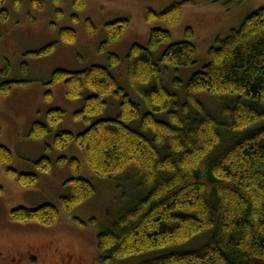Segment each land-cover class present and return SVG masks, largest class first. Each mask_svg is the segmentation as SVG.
<instances>
[{
  "label": "trees",
  "instance_id": "16d2710c",
  "mask_svg": "<svg viewBox=\"0 0 264 264\" xmlns=\"http://www.w3.org/2000/svg\"><path fill=\"white\" fill-rule=\"evenodd\" d=\"M4 4L5 0H0L2 22L8 19ZM34 5H40L39 0ZM85 6L86 0L73 1L77 10ZM181 7L174 4L159 14L148 11L146 21H163L174 27L180 22ZM128 26L129 20L106 25L101 50L119 40ZM86 30L90 35L95 32L90 20ZM186 34V41L171 43L169 32L154 29L146 47H130L127 78L144 109L125 94L108 68L92 66L52 74L49 85L62 82L68 99L84 98L74 119L88 126L76 136L59 132L54 148L64 150L75 143L98 178L113 182L132 179L143 195L109 230L97 236L102 264L181 246L207 232L211 237L198 250L172 253L142 264H264V8L216 41L208 51V63L189 78L178 97L167 91L162 75L168 68L177 73L195 64L192 32L188 29ZM75 40L74 30L60 31V43L73 44ZM57 43L31 55L51 54ZM161 45L167 47L155 60L153 52ZM108 60L109 68L119 63L115 55ZM6 67L7 72L9 65ZM14 84H0V97L8 95ZM174 85L182 87L177 79ZM199 94L216 101L217 114L198 100ZM109 97L119 103L117 115L92 122L105 112ZM63 116L59 109L48 111L44 123L31 126L28 138L43 139ZM11 161L10 151L0 147V167ZM57 164L68 165L73 174L65 183L69 194L60 199L61 212L70 214L95 189L78 177L77 159L59 158ZM35 165L39 173H51L52 163L47 157ZM6 173L22 188L38 183L35 174L11 169ZM10 218L16 223L50 227L58 221L59 210L52 205L34 210L18 208Z\"/></svg>",
  "mask_w": 264,
  "mask_h": 264
},
{
  "label": "rangeland",
  "instance_id": "374dc122",
  "mask_svg": "<svg viewBox=\"0 0 264 264\" xmlns=\"http://www.w3.org/2000/svg\"><path fill=\"white\" fill-rule=\"evenodd\" d=\"M34 1L5 0L8 19L0 21V84L15 83L8 95L0 97V147L12 155L11 163L0 167V255L3 259H15L16 264H102L96 246L97 236L109 230L118 216L142 194L132 179L113 182L98 178L75 143L64 150L54 148V138L59 132L76 136L88 126L74 119L84 98L68 99L62 82L49 85L53 72H78L92 66L108 68L125 94L144 109L141 98L134 94L127 78L126 56L130 47H146L154 29L169 32L171 43L183 42L187 40L189 29L192 32L190 42L195 48V64L177 73L168 68L162 75L167 91L180 97L183 85L208 63V51L216 46V41L226 38L250 14L264 8V0L236 4L229 0H86L82 10L73 8L74 0H39L41 8L34 5ZM174 4H182L178 25L169 27L163 21H146L148 11L159 14ZM87 20L95 27L91 35L86 30ZM118 20H129L128 28L119 40L101 50L106 41V25ZM67 28L76 33L73 44L59 42L60 31ZM52 43L57 45L51 54L31 55ZM166 47L161 45L153 52L155 60H159ZM110 55L119 59L118 65L112 68H109ZM175 79L182 87L174 85ZM197 98L217 114L218 106L212 97L199 94ZM112 99H106L107 109L92 122L117 115L119 103ZM54 109L63 111L61 122L43 139H29L31 126L36 122L44 123L47 112ZM43 157L52 163L50 174L39 173L35 165ZM59 158L77 159L78 177L90 182L95 189V193L70 214L61 212L60 199L69 194L70 187L65 183L73 178V174L68 165L58 166ZM8 169L20 174H35L38 183L22 188L8 177ZM44 205L59 210L58 221L50 227L34 222L16 223L10 218V213L18 208L34 210ZM210 237L211 232H207L181 246L109 264H142L172 253L198 250Z\"/></svg>",
  "mask_w": 264,
  "mask_h": 264
},
{
  "label": "flooded vegetation",
  "instance_id": "af4514ba",
  "mask_svg": "<svg viewBox=\"0 0 264 264\" xmlns=\"http://www.w3.org/2000/svg\"><path fill=\"white\" fill-rule=\"evenodd\" d=\"M11 259H3V257L0 255V264H16L15 259Z\"/></svg>",
  "mask_w": 264,
  "mask_h": 264
}]
</instances>
